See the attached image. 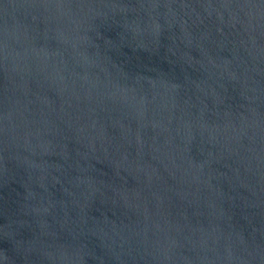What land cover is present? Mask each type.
<instances>
[{
    "label": "water",
    "instance_id": "95a60500",
    "mask_svg": "<svg viewBox=\"0 0 264 264\" xmlns=\"http://www.w3.org/2000/svg\"><path fill=\"white\" fill-rule=\"evenodd\" d=\"M0 264H264V0H0Z\"/></svg>",
    "mask_w": 264,
    "mask_h": 264
}]
</instances>
